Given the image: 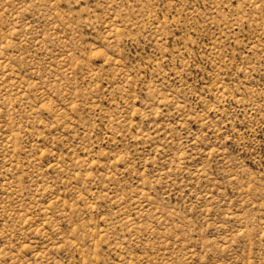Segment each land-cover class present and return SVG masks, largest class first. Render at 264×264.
<instances>
[{"label": "rangeland", "instance_id": "1", "mask_svg": "<svg viewBox=\"0 0 264 264\" xmlns=\"http://www.w3.org/2000/svg\"><path fill=\"white\" fill-rule=\"evenodd\" d=\"M0 264H264V0H0Z\"/></svg>", "mask_w": 264, "mask_h": 264}]
</instances>
